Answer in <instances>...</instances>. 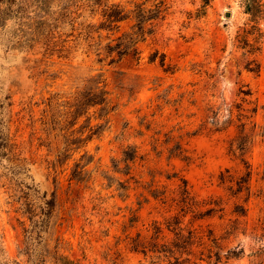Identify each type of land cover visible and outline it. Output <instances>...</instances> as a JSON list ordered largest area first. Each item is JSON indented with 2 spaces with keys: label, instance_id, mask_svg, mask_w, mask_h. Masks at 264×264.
Wrapping results in <instances>:
<instances>
[{
  "label": "rangeland",
  "instance_id": "374dc122",
  "mask_svg": "<svg viewBox=\"0 0 264 264\" xmlns=\"http://www.w3.org/2000/svg\"><path fill=\"white\" fill-rule=\"evenodd\" d=\"M261 9L0 0V264H264Z\"/></svg>",
  "mask_w": 264,
  "mask_h": 264
},
{
  "label": "trees",
  "instance_id": "16d2710c",
  "mask_svg": "<svg viewBox=\"0 0 264 264\" xmlns=\"http://www.w3.org/2000/svg\"><path fill=\"white\" fill-rule=\"evenodd\" d=\"M204 2L206 4H209L211 2V0H204ZM245 3V7L247 12L249 13H257L260 10H262L261 8L263 7V1L262 0H244ZM111 17L114 16V20L112 21H117V20H122V17H119L117 15H110ZM144 22V21H143ZM124 42H119L116 45H108L107 46V52H108V56L112 57L111 62H116L118 60H120L125 54L129 53L132 50H136V44L138 42V38H133L132 36H125L124 38ZM116 53V56H113V54ZM192 236H189V239ZM188 240H186L187 242Z\"/></svg>",
  "mask_w": 264,
  "mask_h": 264
},
{
  "label": "water",
  "instance_id": "95a60500",
  "mask_svg": "<svg viewBox=\"0 0 264 264\" xmlns=\"http://www.w3.org/2000/svg\"><path fill=\"white\" fill-rule=\"evenodd\" d=\"M230 13H228V15H229Z\"/></svg>",
  "mask_w": 264,
  "mask_h": 264
}]
</instances>
